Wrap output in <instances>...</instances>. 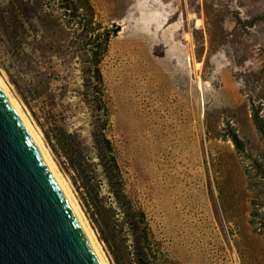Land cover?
Masks as SVG:
<instances>
[{"label":"rangeland","instance_id":"374dc122","mask_svg":"<svg viewBox=\"0 0 264 264\" xmlns=\"http://www.w3.org/2000/svg\"><path fill=\"white\" fill-rule=\"evenodd\" d=\"M0 78L108 264H264V0H0Z\"/></svg>","mask_w":264,"mask_h":264},{"label":"water","instance_id":"95a60500","mask_svg":"<svg viewBox=\"0 0 264 264\" xmlns=\"http://www.w3.org/2000/svg\"><path fill=\"white\" fill-rule=\"evenodd\" d=\"M0 264H102L1 84Z\"/></svg>","mask_w":264,"mask_h":264},{"label":"bare ground","instance_id":"6f19581e","mask_svg":"<svg viewBox=\"0 0 264 264\" xmlns=\"http://www.w3.org/2000/svg\"><path fill=\"white\" fill-rule=\"evenodd\" d=\"M171 54V53H170ZM177 72V71H176ZM0 84L3 87V89L5 90V92L7 93V95L9 96L10 100L12 101V103L14 104L16 110L18 111V113L20 114V116L22 117L26 127L28 128L30 134L32 135L33 139L35 140L38 148L40 149V151L42 152L47 164L49 165L50 169L52 170V172L54 173L56 179L58 180L59 184L61 185L64 193L66 194L72 209L74 210L75 215L77 216L79 222L81 223L82 227L84 228V230L86 231L88 238L90 239V242L92 243L96 253L98 254L102 264H108V260L105 258L106 256L103 255L104 253H102L100 246L101 244H98L96 240V236H94L95 234H93L94 231H90V228H88V225L85 223L83 217L81 216V213L79 211L77 207L76 203L73 201V198L71 196V190L69 191V187L67 186V184L65 183L66 180L64 181L62 175L59 173L56 164L54 162V160L51 158L50 154L48 153L47 149L45 148V146L43 145L41 140V136H39V133L36 131V129L33 127V125L30 123L28 117L26 116V114H24V112L22 111V108H20L19 103L12 97V95L9 93L6 85L3 83L2 79L0 78ZM169 124V123H168ZM41 133V132H40ZM150 134V133H149ZM69 185V184H68ZM73 194V193H72ZM82 211V210H81ZM90 225V224H89ZM90 227V226H89ZM98 239V238H97ZM100 243V242H99Z\"/></svg>","mask_w":264,"mask_h":264},{"label":"trees","instance_id":"16d2710c","mask_svg":"<svg viewBox=\"0 0 264 264\" xmlns=\"http://www.w3.org/2000/svg\"><path fill=\"white\" fill-rule=\"evenodd\" d=\"M234 141L239 142V139L237 138L236 135H235Z\"/></svg>","mask_w":264,"mask_h":264}]
</instances>
